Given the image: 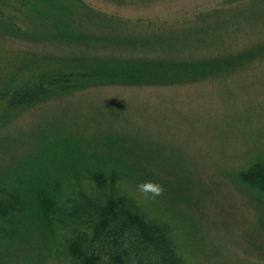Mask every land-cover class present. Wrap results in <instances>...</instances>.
Returning <instances> with one entry per match:
<instances>
[{"label": "rangeland", "instance_id": "374dc122", "mask_svg": "<svg viewBox=\"0 0 264 264\" xmlns=\"http://www.w3.org/2000/svg\"><path fill=\"white\" fill-rule=\"evenodd\" d=\"M82 1L139 34L226 24L201 33L209 44L180 47L190 57L264 44V0ZM66 50L0 35V79L24 59ZM263 155L264 52L234 72L194 82L78 90L0 127L2 177H42L65 165V177H85L72 173L103 157L140 168L129 190L174 225L190 264H264V209L237 178ZM145 181L161 184L164 194L144 199L133 183ZM42 237L32 218L22 244L0 247L2 264H64L43 250Z\"/></svg>", "mask_w": 264, "mask_h": 264}, {"label": "trees", "instance_id": "16d2710c", "mask_svg": "<svg viewBox=\"0 0 264 264\" xmlns=\"http://www.w3.org/2000/svg\"><path fill=\"white\" fill-rule=\"evenodd\" d=\"M78 19L96 29L87 30ZM224 26L208 21L177 34H139L82 0H0V35L67 49L24 59L0 79V127L31 107L78 90L194 82L234 72L264 52V44L200 57L179 52L209 44L213 39L206 41L201 33ZM80 169L72 175L85 177H65L68 165L42 177L0 175V247L22 244L24 227L34 218L43 250L64 264H190L174 225L129 190L140 168L103 157L102 163ZM237 176L264 209V155Z\"/></svg>", "mask_w": 264, "mask_h": 264}, {"label": "clouds", "instance_id": "9594fccd", "mask_svg": "<svg viewBox=\"0 0 264 264\" xmlns=\"http://www.w3.org/2000/svg\"><path fill=\"white\" fill-rule=\"evenodd\" d=\"M136 192L144 199H155L164 194V188L154 181H145L136 185Z\"/></svg>", "mask_w": 264, "mask_h": 264}]
</instances>
